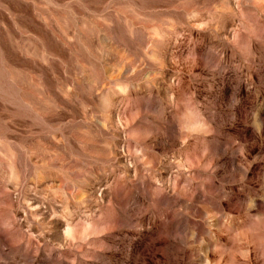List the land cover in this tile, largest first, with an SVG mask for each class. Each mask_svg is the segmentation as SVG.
<instances>
[{
  "label": "rangeland",
  "instance_id": "rangeland-1",
  "mask_svg": "<svg viewBox=\"0 0 264 264\" xmlns=\"http://www.w3.org/2000/svg\"><path fill=\"white\" fill-rule=\"evenodd\" d=\"M0 264H264V0H0Z\"/></svg>",
  "mask_w": 264,
  "mask_h": 264
},
{
  "label": "clouds",
  "instance_id": "clouds-1",
  "mask_svg": "<svg viewBox=\"0 0 264 264\" xmlns=\"http://www.w3.org/2000/svg\"><path fill=\"white\" fill-rule=\"evenodd\" d=\"M197 27H203V25H197ZM184 104L186 106L185 119L187 123H181L179 131L182 138L187 139L188 136L200 134L205 129V124L202 119L199 118V112L194 97L189 96L185 99ZM253 128L256 134L261 132V126L259 122H253ZM187 134V135H185ZM64 238L69 242H87L90 236L94 235V225L90 221L82 222L79 227L71 223H67L63 229Z\"/></svg>",
  "mask_w": 264,
  "mask_h": 264
}]
</instances>
